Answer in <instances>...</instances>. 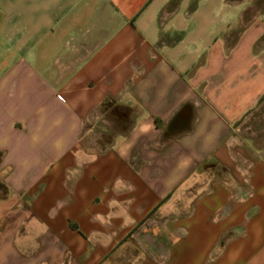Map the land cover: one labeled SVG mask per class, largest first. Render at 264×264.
Listing matches in <instances>:
<instances>
[{"label":"crops","instance_id":"obj_1","mask_svg":"<svg viewBox=\"0 0 264 264\" xmlns=\"http://www.w3.org/2000/svg\"><path fill=\"white\" fill-rule=\"evenodd\" d=\"M262 120L264 0H0V264H264Z\"/></svg>","mask_w":264,"mask_h":264},{"label":"rangeland","instance_id":"obj_2","mask_svg":"<svg viewBox=\"0 0 264 264\" xmlns=\"http://www.w3.org/2000/svg\"><path fill=\"white\" fill-rule=\"evenodd\" d=\"M263 124H264V120H262ZM254 130V129H253Z\"/></svg>","mask_w":264,"mask_h":264}]
</instances>
